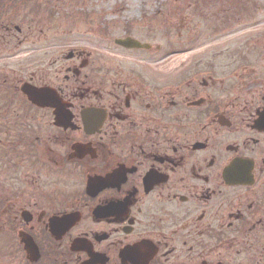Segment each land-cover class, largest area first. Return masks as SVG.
Masks as SVG:
<instances>
[{
  "label": "flooded vegetation",
  "instance_id": "1",
  "mask_svg": "<svg viewBox=\"0 0 264 264\" xmlns=\"http://www.w3.org/2000/svg\"><path fill=\"white\" fill-rule=\"evenodd\" d=\"M108 2L0 0V264H264L261 6Z\"/></svg>",
  "mask_w": 264,
  "mask_h": 264
},
{
  "label": "rangeland",
  "instance_id": "2",
  "mask_svg": "<svg viewBox=\"0 0 264 264\" xmlns=\"http://www.w3.org/2000/svg\"><path fill=\"white\" fill-rule=\"evenodd\" d=\"M108 1H110L106 4V6L108 5V7L102 10L111 11L112 7L110 6V3H113V0H108ZM134 1H136V3ZM263 3H264V0H255V5L258 6L259 4V7L261 6L262 12L258 15V17L261 18V20L264 19V4ZM118 4H123L124 7L118 8L119 13L116 16L108 15L103 21V24L104 26H107V27H109L110 25L115 26L116 27L115 32L121 34L123 31L122 22H124V24L126 23L131 24L132 22L137 21V23H140L141 25L142 23H147V21L150 22L153 16H155L156 14H158V12L164 9V5L167 4V0H119ZM85 10H88V8ZM143 11L148 13V15H146V18H147L146 20H144L141 17ZM187 36H188L187 32L186 33L184 32L181 38H179L178 34L176 33H173L170 36H167V37L165 36V37L166 39H169L170 42L174 41V43H183L187 41ZM157 37H158L157 41L162 42V43L165 42V40L163 41L161 39V36L158 35ZM202 41H207V43H209L211 40L209 38L207 39L201 38L199 42H202ZM166 48H167V45H163L164 52L167 51ZM181 55H184V54H181ZM189 57L190 55L180 56V53H175L174 56H172L171 60L174 62H182V60H188ZM170 69H173V68H170Z\"/></svg>",
  "mask_w": 264,
  "mask_h": 264
},
{
  "label": "water",
  "instance_id": "3",
  "mask_svg": "<svg viewBox=\"0 0 264 264\" xmlns=\"http://www.w3.org/2000/svg\"><path fill=\"white\" fill-rule=\"evenodd\" d=\"M124 45H126L127 47H139V46H135V45H139V43H135L134 41H126V42H124ZM26 89H28L29 91H33L34 89H32V88H30V87H28V88H26ZM44 94V93H43ZM42 94V95H43ZM49 97V96H48Z\"/></svg>",
  "mask_w": 264,
  "mask_h": 264
}]
</instances>
